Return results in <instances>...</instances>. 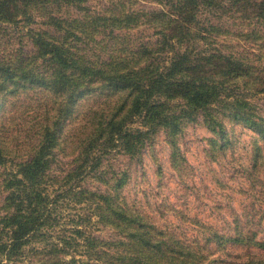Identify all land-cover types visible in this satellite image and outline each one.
<instances>
[{
    "label": "trees",
    "instance_id": "obj_1",
    "mask_svg": "<svg viewBox=\"0 0 264 264\" xmlns=\"http://www.w3.org/2000/svg\"><path fill=\"white\" fill-rule=\"evenodd\" d=\"M91 1L0 0V24L22 25L35 49L16 67L0 61V109L24 96L14 123L0 119V264H229V250L264 248L261 227L238 216L224 233L199 224V238L157 226L129 204V176L110 161L139 162L160 131L175 149L197 116L218 151L226 122L264 143L252 111L264 95V0ZM146 29L147 40L134 36ZM100 228L113 238H96Z\"/></svg>",
    "mask_w": 264,
    "mask_h": 264
},
{
    "label": "rangeland",
    "instance_id": "obj_2",
    "mask_svg": "<svg viewBox=\"0 0 264 264\" xmlns=\"http://www.w3.org/2000/svg\"><path fill=\"white\" fill-rule=\"evenodd\" d=\"M86 5L97 9L105 5V0H94ZM138 6L146 11L161 7L142 2ZM206 18L213 20L211 16L203 19ZM151 34L146 29L134 36L145 41ZM34 50L26 28L0 24V61L16 67L18 61L31 57ZM253 99L255 108L252 111L264 119V95ZM23 100L24 96L9 99L14 106L1 107L0 119L2 115L7 116V123H14ZM225 126L230 144L224 151H218L220 139L207 129L202 117L197 116L186 122L182 133L179 132L175 149L160 131L142 150L139 162H129L122 156L115 160L111 157L112 166L129 176L122 191L129 204L149 215L157 226L176 230L179 238H199V224L227 232L233 229L234 218L238 216L239 226L261 227L256 240L264 242V202L257 200L264 181V153L261 152L257 165L253 160V152L258 148L264 150V143L243 125L233 126L226 122ZM68 129L69 126H64V132ZM62 157L58 155L62 163L66 162ZM172 157L177 158V163L174 164ZM85 184L90 188L95 186L89 180ZM259 209L261 213L257 215ZM92 233L101 240L113 238L110 231L102 228ZM229 254V257L223 256V260L237 264L247 258L264 259V248L229 250Z\"/></svg>",
    "mask_w": 264,
    "mask_h": 264
}]
</instances>
